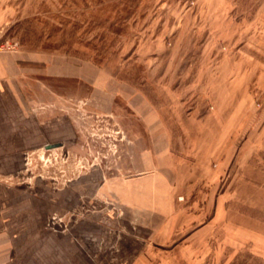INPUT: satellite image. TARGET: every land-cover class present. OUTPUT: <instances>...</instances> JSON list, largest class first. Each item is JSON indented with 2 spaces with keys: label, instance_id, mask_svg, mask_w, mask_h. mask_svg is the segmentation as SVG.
<instances>
[{
  "label": "rangeland",
  "instance_id": "374dc122",
  "mask_svg": "<svg viewBox=\"0 0 264 264\" xmlns=\"http://www.w3.org/2000/svg\"><path fill=\"white\" fill-rule=\"evenodd\" d=\"M3 54L28 67L29 112L70 113L76 135L58 147L29 149L17 172L0 173L2 184L35 195L91 178L112 184L137 170L148 175L164 138L190 155L222 133V157L226 131L211 129L224 124L230 108L238 119V165L250 152L264 167V0H0ZM57 62L77 75L53 77L45 68ZM206 115L204 131L192 127ZM218 181H199L187 194L179 180L171 232L143 243L132 264H232L246 256L247 264H264L255 238L264 236V212L239 200L231 202L235 210H217L216 197L229 198L227 172ZM85 200L55 218L62 229L107 210L121 214L111 198ZM107 232L102 247L115 249L125 234Z\"/></svg>",
  "mask_w": 264,
  "mask_h": 264
},
{
  "label": "crops",
  "instance_id": "0c3cea01",
  "mask_svg": "<svg viewBox=\"0 0 264 264\" xmlns=\"http://www.w3.org/2000/svg\"><path fill=\"white\" fill-rule=\"evenodd\" d=\"M57 63L54 67L48 65L45 68L53 77L71 78L77 75L75 67H61ZM27 70L28 67L11 54L0 55V173L3 174L17 172L29 149L70 140L76 135L70 113L40 116L29 112L28 103L30 99L34 100V96L26 89ZM53 102L59 104L55 97ZM241 113L250 116V110ZM210 117L206 115L197 119L192 122V127L204 131L208 124L206 120ZM160 127L157 123L149 125L155 132ZM237 127L236 111L230 108L224 124L211 129V132L213 129L226 131L223 146L227 145L228 158L225 157L227 151L225 156L219 154L222 133L216 142H208L203 147L196 145L190 155L174 152L171 141L164 138L154 148L155 165L148 175L138 176L137 170L134 175H124L112 184L106 179L91 178L58 192L42 190L35 195L0 182V264H132L144 247L143 243L152 241V237L163 238L171 232L175 206L179 203L174 200L179 180H182V191L188 194L199 187L196 186L199 181L209 180L212 183L215 178L218 185V180L226 178L227 172L229 198L222 200L216 197L217 210L231 211L234 207L231 202L236 204L239 200L264 212V167L255 164L250 152L238 165L234 146ZM260 128L264 130V121ZM211 132L209 129L208 135L214 136ZM259 145L263 144L251 145L250 142L247 147ZM226 159L229 164L224 171L222 163ZM238 177H242L238 180L239 185ZM211 183L207 194H212L214 189ZM240 190L244 197H238ZM97 194L113 199L120 208L118 216L122 219H116L115 214L107 210L98 217L76 219L67 230L62 229L63 223L55 218L77 210L86 198L91 200ZM207 201V205L215 204L214 200ZM109 217L116 221L112 222ZM107 231L112 235L115 232L125 234L121 240L118 237L120 241H117L115 249L102 247ZM141 232L147 235L142 236ZM255 238L260 240L258 245L264 252V236Z\"/></svg>",
  "mask_w": 264,
  "mask_h": 264
},
{
  "label": "trees",
  "instance_id": "16d2710c",
  "mask_svg": "<svg viewBox=\"0 0 264 264\" xmlns=\"http://www.w3.org/2000/svg\"><path fill=\"white\" fill-rule=\"evenodd\" d=\"M247 256L244 258H237L232 264H247Z\"/></svg>",
  "mask_w": 264,
  "mask_h": 264
},
{
  "label": "water",
  "instance_id": "95a60500",
  "mask_svg": "<svg viewBox=\"0 0 264 264\" xmlns=\"http://www.w3.org/2000/svg\"><path fill=\"white\" fill-rule=\"evenodd\" d=\"M63 143L60 142H53V143H48L45 145V148L50 149V148H54V147H58L61 146Z\"/></svg>",
  "mask_w": 264,
  "mask_h": 264
}]
</instances>
